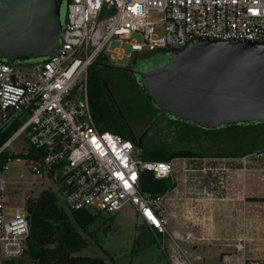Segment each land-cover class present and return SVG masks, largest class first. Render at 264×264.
<instances>
[{"label":"built area","instance_id":"built-area-1","mask_svg":"<svg viewBox=\"0 0 264 264\" xmlns=\"http://www.w3.org/2000/svg\"><path fill=\"white\" fill-rule=\"evenodd\" d=\"M198 38L264 43V0H67L57 55L33 63L0 59V131L17 126L0 145V152H7L0 170L3 258L23 256L29 235L27 210L10 204L5 194L15 181L52 180L68 210L110 215L129 204L153 237L157 240L159 233L164 240L168 191H142V172L175 180L180 157L144 159L133 141L101 129L89 108L87 70L99 55L108 62L110 57L130 60L131 52L179 49ZM114 41L118 44L111 47ZM17 138H25L27 146L14 149ZM234 159L243 165L264 164V148ZM11 161L27 167L32 178L5 179L3 171ZM242 247L235 244L237 250ZM161 250L166 254L164 245ZM239 264H264V258L241 254Z\"/></svg>","mask_w":264,"mask_h":264},{"label":"water","instance_id":"water-1","mask_svg":"<svg viewBox=\"0 0 264 264\" xmlns=\"http://www.w3.org/2000/svg\"><path fill=\"white\" fill-rule=\"evenodd\" d=\"M66 2L0 0V59L14 63L57 55ZM165 53L163 63L131 69L160 112L203 128L264 121L263 42L198 38ZM100 60L95 63L123 68L106 56Z\"/></svg>","mask_w":264,"mask_h":264},{"label":"trees","instance_id":"trees-1","mask_svg":"<svg viewBox=\"0 0 264 264\" xmlns=\"http://www.w3.org/2000/svg\"><path fill=\"white\" fill-rule=\"evenodd\" d=\"M165 50L160 49V52L166 54ZM102 57L103 55H99L87 70L90 112L95 123L100 125L101 129L110 130L123 138L132 139L135 145L140 148L142 158L170 160L173 157L217 156L213 152L198 149L203 144L225 147L227 151L224 154H218L221 157H239L264 148V121L203 128L160 112L147 98V103L156 111V118L150 121L138 138L127 129L122 115L114 107L105 77L106 70L109 69L95 63ZM16 127L13 124L0 131V145ZM227 148H231V150ZM33 151L32 148L29 149L31 155L34 154ZM6 156V151L0 152V170ZM174 185L173 180L169 177L155 178L149 171L142 172L141 189L146 193L163 194L171 190ZM23 205L27 211H30L27 215L29 235L24 253H27L32 261L31 264L102 263L103 260L100 257L76 254V249L82 242L76 227L82 231L85 230L101 212H94L88 208L68 210L61 203L57 193L50 189H43L36 196H27ZM157 236L160 237L161 234L157 233ZM0 264H23L22 256L4 259Z\"/></svg>","mask_w":264,"mask_h":264},{"label":"rangeland","instance_id":"rangeland-1","mask_svg":"<svg viewBox=\"0 0 264 264\" xmlns=\"http://www.w3.org/2000/svg\"><path fill=\"white\" fill-rule=\"evenodd\" d=\"M64 11L65 5L62 6V22L65 21ZM152 16L153 18L158 17V15ZM133 37L136 40H140L137 34H133ZM117 44L118 42L114 41L110 46L113 47ZM123 49L125 52H129L127 46L123 45ZM148 53H151V55L146 56ZM131 54L133 55L132 57L136 56L138 58V64L143 66L163 63L166 58V54L156 51H138L131 52ZM38 60H28L26 63H33ZM130 60L126 57L116 60L111 57L109 58V62L118 67L128 66ZM105 77L108 82V90L114 107L122 115L127 129L137 136L147 128L151 120L156 118V111L147 103L146 97L143 96L142 92L133 86L131 78L126 73L120 69L109 68V70H106ZM130 140L133 141L132 139ZM20 146H27L25 138H17L13 142L14 149H19ZM198 149L207 150L210 153L213 152L217 156H208L210 159L198 157L191 159L184 157L177 158L173 175L178 186L176 191H172L169 194L172 197L168 207L172 214L171 218L177 225L179 223L176 220H179V217L183 218L185 220L183 225L186 229L194 216L191 212V206L196 204V198L205 199L209 204L212 203L210 200H214V197L218 193H213L212 190H222V185L225 184L224 172L230 168L231 170L228 169V172L232 174L234 168L239 165L235 160L227 159V157L221 158L218 155L219 153L224 154L227 151L225 147H214L211 144H203ZM228 150H231V148ZM208 166L210 169L207 168ZM260 166L262 165L258 167ZM203 167H205L204 171L199 170V168ZM3 177L5 179L17 180L19 177L32 178V175L27 167L11 161L8 163L7 169L3 171ZM207 183L208 186L206 189L208 192H202L203 186ZM43 189H50L57 193L55 182L45 178L41 183L35 182L34 184L23 181L9 183L5 188V194L10 204L20 206L24 203L27 196H36ZM144 227L141 219L136 216L134 209L129 204L124 205L110 215L101 212L95 221L88 225L85 230L82 231L76 227L79 238L82 240L76 249V253L90 257H100L103 260L100 264H168L166 258L169 257L166 253L165 258L161 250V245L165 246L166 244L165 240L161 236L156 240L151 232L145 227L147 229L146 231ZM193 241L195 243L191 246L193 244L191 241L183 243L184 241L176 239L170 251L175 256H178V260L182 259L183 261V259L187 258L183 264H188V261L193 264L190 260L191 256L189 253L192 252V249H194L196 243L200 240L193 239ZM179 253L184 256L179 255ZM4 259L0 255V263ZM22 262L23 264L32 263L27 253L23 254ZM211 264H218V262L211 261Z\"/></svg>","mask_w":264,"mask_h":264},{"label":"crops","instance_id":"crops-1","mask_svg":"<svg viewBox=\"0 0 264 264\" xmlns=\"http://www.w3.org/2000/svg\"><path fill=\"white\" fill-rule=\"evenodd\" d=\"M234 158L227 157L237 161L239 165L232 174L228 172L230 168L224 172L225 184L222 185V190H212L213 193L218 192L214 200H210L212 203L196 198V204L191 206L194 216L187 229L183 225V218L176 220L179 225L174 223L168 208L172 198L169 194L176 191L178 186L173 180L175 185L166 194L163 204L167 218V234L163 238L169 258L165 254L164 256L168 264H173L175 260L178 264H183L182 259L178 260V256L170 251L176 239L184 241L183 243L191 241V246L195 243L193 239L200 240L189 253L193 264H211V261H217L218 264H239L241 254L250 258H264V165H243ZM259 165L262 166L258 167ZM204 168L199 170L204 171ZM207 168L210 169L209 166ZM207 186L208 183L201 191L208 192ZM213 193L211 194L214 196ZM236 243L242 244L241 250L235 248Z\"/></svg>","mask_w":264,"mask_h":264},{"label":"flooded vegetation","instance_id":"flooded-vegetation-1","mask_svg":"<svg viewBox=\"0 0 264 264\" xmlns=\"http://www.w3.org/2000/svg\"><path fill=\"white\" fill-rule=\"evenodd\" d=\"M150 55H151V53L146 54V56H150ZM97 62H102V61L98 60ZM108 63L111 64L110 62H108ZM99 66H102V67H105V68H108V69H109V68L113 69V67H108V66H104V65H99ZM138 66H140V64H138V58H136V56H135V57H132V58H131L130 63H129L128 66L123 67V68H121L120 70L123 71L124 73H126V74L131 78V80H132V82H133V86H134L137 90H139L140 92H142L143 96H145V95H144V92H143V91L141 90V88L137 85V81H136V79H135V77H134V74H133L132 71H131V69H136V68H138ZM114 69H115V68H114ZM139 136H140V134L137 135L138 138H139Z\"/></svg>","mask_w":264,"mask_h":264}]
</instances>
